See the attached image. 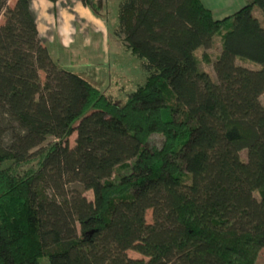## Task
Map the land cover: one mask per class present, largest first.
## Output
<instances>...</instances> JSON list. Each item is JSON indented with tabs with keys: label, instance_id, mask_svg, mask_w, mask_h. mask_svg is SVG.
Here are the masks:
<instances>
[{
	"label": "trees",
	"instance_id": "1",
	"mask_svg": "<svg viewBox=\"0 0 264 264\" xmlns=\"http://www.w3.org/2000/svg\"><path fill=\"white\" fill-rule=\"evenodd\" d=\"M7 1L0 0V162H8L0 165V264L43 257L48 264H257L264 26L252 10L264 14V0H247L222 20L201 0H121L114 35L146 75L121 106L52 61L31 0L12 9ZM81 1L96 9L94 0ZM217 36L213 78L194 52Z\"/></svg>",
	"mask_w": 264,
	"mask_h": 264
},
{
	"label": "rangeland",
	"instance_id": "2",
	"mask_svg": "<svg viewBox=\"0 0 264 264\" xmlns=\"http://www.w3.org/2000/svg\"><path fill=\"white\" fill-rule=\"evenodd\" d=\"M118 1L119 0H105V3H102L104 12L106 13L105 28L108 32V36L102 38L103 41L101 37L94 35V38L90 39V47L86 46L87 43L84 44L83 42V46L82 44L78 46L74 44L69 46L68 49H60L59 47L53 46L47 49L50 57H53L54 61L57 62L61 68L84 79L101 93L110 96L116 106H121L124 104L128 94L135 91L138 86L144 83L146 75L142 69L141 61L122 48V39L117 38L113 34V28L116 25L117 19L116 12ZM13 6L14 3L8 0L7 8L12 9ZM97 6L98 5H96V9ZM244 6L245 5L239 6L233 0H216L214 5L209 4V6L205 7L212 11L215 20H222L225 16H221L220 12L223 10H229V13H231L230 15H232ZM252 14L259 19L264 26V14L260 9L254 7ZM3 22H5V10L0 13V26L3 25ZM220 48L221 39L217 36L213 38L210 47L206 49L200 47L194 52L199 70L211 73L210 75H212L213 78L214 73L212 64ZM203 53L208 56V62L202 61ZM247 66L251 68L259 67L253 63H247ZM39 78L40 81L45 79L44 72H39ZM260 102L264 105V93L260 97ZM75 137L76 134H72L68 139L71 148L74 147ZM48 140L52 141V139ZM154 141L156 144H159L160 139L155 137ZM241 156L245 157V153H241ZM178 160L179 163L183 165L184 158L181 156ZM7 164L8 162L6 161L0 162V165H3V167L7 166ZM75 187L80 189L78 186ZM83 194L87 199L92 198V194L89 191ZM145 220L147 224L152 223L151 210L146 212ZM127 256L132 259L141 258L139 254L131 250L127 251ZM39 261L40 264H48L45 257L40 258ZM257 264H264V249H262L259 254Z\"/></svg>",
	"mask_w": 264,
	"mask_h": 264
},
{
	"label": "crops",
	"instance_id": "3",
	"mask_svg": "<svg viewBox=\"0 0 264 264\" xmlns=\"http://www.w3.org/2000/svg\"><path fill=\"white\" fill-rule=\"evenodd\" d=\"M10 1L15 5L16 0ZM120 1L117 2V6ZM233 1L239 6L247 3V0ZM201 2L204 6H209V4L214 5L216 0H201ZM102 3H105V0H94V4L98 6L97 9L92 10L85 6L81 0H57L56 2L31 0V8L36 18L38 38L41 44L45 48L53 46L68 49L69 46L74 44L76 46L82 44L83 46L84 42V44L87 43L86 46L90 47V39L94 38V35H98L103 41L102 38L108 36V32L105 28L106 13ZM229 12L225 9L220 13L221 16L227 17L231 14ZM115 27L113 28V34ZM51 59L55 62L53 57Z\"/></svg>",
	"mask_w": 264,
	"mask_h": 264
}]
</instances>
